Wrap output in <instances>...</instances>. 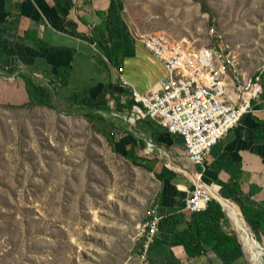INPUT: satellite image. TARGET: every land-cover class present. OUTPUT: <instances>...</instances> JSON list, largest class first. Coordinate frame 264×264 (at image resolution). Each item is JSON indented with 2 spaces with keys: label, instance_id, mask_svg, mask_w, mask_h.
<instances>
[{
  "label": "crops",
  "instance_id": "0c3cea01",
  "mask_svg": "<svg viewBox=\"0 0 264 264\" xmlns=\"http://www.w3.org/2000/svg\"><path fill=\"white\" fill-rule=\"evenodd\" d=\"M146 1L132 2L136 14L148 16L153 6H163ZM130 12L125 0H0V104L26 105L34 95L85 114L90 111L82 103L86 99L93 107L107 109L93 113L104 117L96 122L111 140L114 154L156 178L151 205L157 204L162 219L147 260L139 257L141 238L134 264H246L245 249L228 226L222 206L227 219L222 230L230 232L231 227L240 250L219 256L210 247H201L190 256L174 240L189 228L191 214L183 210L184 199L194 174L201 173L208 186H218V195L235 205L264 249V230L259 224L249 227L240 209L241 203L247 214L264 217V79L262 95L253 101L251 112L212 147L204 166H197L189 160L181 136L171 134L160 119L129 123L130 110H120L113 96L120 97L122 106L129 104L133 88L151 91L166 74L143 42L154 32L135 26ZM230 91L234 96L231 87Z\"/></svg>",
  "mask_w": 264,
  "mask_h": 264
},
{
  "label": "rangeland",
  "instance_id": "374dc122",
  "mask_svg": "<svg viewBox=\"0 0 264 264\" xmlns=\"http://www.w3.org/2000/svg\"><path fill=\"white\" fill-rule=\"evenodd\" d=\"M125 1L139 28L201 47L213 27L249 70L264 57V0H205L208 13L156 0L148 16ZM55 108L0 104V264H134L156 178L115 155L87 113Z\"/></svg>",
  "mask_w": 264,
  "mask_h": 264
},
{
  "label": "built area",
  "instance_id": "2783aa9c",
  "mask_svg": "<svg viewBox=\"0 0 264 264\" xmlns=\"http://www.w3.org/2000/svg\"><path fill=\"white\" fill-rule=\"evenodd\" d=\"M208 35L214 43L201 47L162 32L143 37L146 49L163 65L166 74L151 91L132 89L134 104L127 117L132 124L160 119L171 134L183 138L189 160L200 167L212 147L251 112L253 101L262 95L264 79V57L249 70L243 60L248 55L245 49L225 46V36L213 27ZM191 181L193 187L187 191L183 210L190 214L203 212L216 199L218 186H208L201 173L194 174ZM147 217L140 224L141 261L147 260L162 219L156 203L148 209Z\"/></svg>",
  "mask_w": 264,
  "mask_h": 264
},
{
  "label": "trees",
  "instance_id": "16d2710c",
  "mask_svg": "<svg viewBox=\"0 0 264 264\" xmlns=\"http://www.w3.org/2000/svg\"><path fill=\"white\" fill-rule=\"evenodd\" d=\"M198 1L201 5V11L203 13H208L209 9L206 5L205 0H195ZM118 107L123 108L126 107L128 110H131L134 100L131 98V102L128 104H122L120 103V97L115 96ZM76 104L81 103L78 99L74 98ZM85 106L90 109V111L87 112V116L91 117V122L97 126V129L99 132L101 131V125H97L96 120L101 119L104 120L103 116H100L99 114L93 113L95 110H103L106 111V108H99V107H93L92 103L89 100H83ZM38 105V107H44L51 110H57V108L53 107L51 104V101H45L43 98H40L38 96H34L29 104L18 106V107H29ZM77 112V111H76ZM103 134H105L103 132ZM107 136V135H105ZM118 136L115 134L113 135V138L117 140ZM109 143L111 144V140L108 138ZM130 157L134 160V163H137L136 157L130 153ZM160 177V176H159ZM221 189H225V186H221ZM222 196V195H221ZM225 197V196H223ZM226 198V197H225ZM227 199V198H226ZM240 203V209L243 216L244 221L248 224L249 227H252L251 224H259L261 225V229L264 230V217L261 214L257 213H250L247 214L246 209L241 206ZM180 216H178L176 219H179ZM226 215L222 210L221 205L215 201L211 200L205 211L198 212V213H191V221L189 224V228L187 231L180 234V236L174 240V242L178 245H182L186 251H189L190 256H194L195 253H198V250H200L201 247H210L215 251V253L219 256H225L232 251L240 250L241 246L240 243H238L237 237L233 232H225L222 230V225L225 224ZM142 244V243H141ZM260 250H263L258 244ZM141 247V245H140Z\"/></svg>",
  "mask_w": 264,
  "mask_h": 264
},
{
  "label": "bare ground",
  "instance_id": "6f19581e",
  "mask_svg": "<svg viewBox=\"0 0 264 264\" xmlns=\"http://www.w3.org/2000/svg\"><path fill=\"white\" fill-rule=\"evenodd\" d=\"M216 199H218V201L222 204L224 212L231 222L234 232L238 236L239 241H241L243 244L246 253L249 255L251 260L250 262L253 264L260 262L261 257L257 252L253 237L250 233V230H248L242 218L240 217L238 209L220 195H217Z\"/></svg>",
  "mask_w": 264,
  "mask_h": 264
},
{
  "label": "water",
  "instance_id": "95a60500",
  "mask_svg": "<svg viewBox=\"0 0 264 264\" xmlns=\"http://www.w3.org/2000/svg\"><path fill=\"white\" fill-rule=\"evenodd\" d=\"M219 204L222 206V204L219 202ZM223 207V206H222ZM223 210V209H222ZM255 264V263H254ZM256 264H264V256H262V259L260 262L256 263Z\"/></svg>",
  "mask_w": 264,
  "mask_h": 264
}]
</instances>
